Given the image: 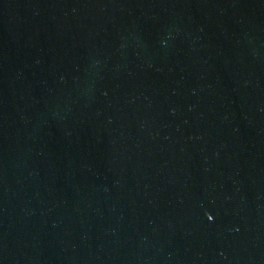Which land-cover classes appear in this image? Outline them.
Masks as SVG:
<instances>
[{"label":"water","instance_id":"obj_1","mask_svg":"<svg viewBox=\"0 0 264 264\" xmlns=\"http://www.w3.org/2000/svg\"><path fill=\"white\" fill-rule=\"evenodd\" d=\"M0 264H264V0H0Z\"/></svg>","mask_w":264,"mask_h":264}]
</instances>
